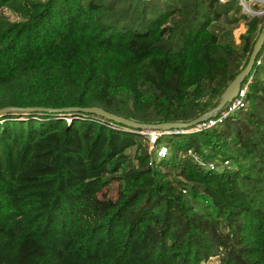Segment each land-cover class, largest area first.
Masks as SVG:
<instances>
[{
	"label": "trees",
	"instance_id": "1",
	"mask_svg": "<svg viewBox=\"0 0 264 264\" xmlns=\"http://www.w3.org/2000/svg\"><path fill=\"white\" fill-rule=\"evenodd\" d=\"M198 6L202 20L172 19L174 8L142 30L108 21L102 0H0V107L198 117L245 67L264 23L249 18L237 45L233 29L211 27L239 0ZM248 103L215 128L166 136L170 154L155 166L140 129L111 128L99 115L0 117V264H264V78H254ZM189 150L230 167L204 168ZM113 180L118 197L85 225L83 196Z\"/></svg>",
	"mask_w": 264,
	"mask_h": 264
},
{
	"label": "rangeland",
	"instance_id": "2",
	"mask_svg": "<svg viewBox=\"0 0 264 264\" xmlns=\"http://www.w3.org/2000/svg\"><path fill=\"white\" fill-rule=\"evenodd\" d=\"M105 8V17L108 21L118 20L117 23L120 27L126 26L133 29L145 30L148 28L151 21L158 19L162 13L174 8H179L180 11L172 16V19H182L187 23L193 18L202 20V7L198 6L200 0H102ZM264 5V4H263ZM256 11L261 10L264 6H254ZM1 13H5L13 20H19L20 16L11 12L7 8H3ZM264 16V15H262ZM252 15L244 11L241 6L240 9L232 10L228 17H224L219 22L212 24L213 30L230 31L234 28L238 29L236 36L234 35L237 45L241 43V35L244 34L247 29V22ZM234 18H239V22L233 23ZM262 26L264 25L261 24ZM246 26V28H245ZM243 27V30L242 28ZM240 28V30H239ZM246 29V30H244ZM237 31V30H236ZM244 31V32H243ZM258 70V71H257ZM256 79L264 78V57L262 65L255 68ZM250 103H248L247 109H249ZM245 111L239 116V120H242L245 116ZM147 130H141V133L145 135ZM165 139V138H164ZM136 152V147L129 150L131 156ZM166 171L165 166L162 167ZM120 180H113L106 188L101 192H89L83 196L79 219L85 225H95L103 218L105 209L118 197L120 190ZM195 208L200 212L203 210L202 204H195ZM226 230V229H225ZM227 231V230H226ZM201 264H221V257H211L209 260L203 261Z\"/></svg>",
	"mask_w": 264,
	"mask_h": 264
},
{
	"label": "water",
	"instance_id": "3",
	"mask_svg": "<svg viewBox=\"0 0 264 264\" xmlns=\"http://www.w3.org/2000/svg\"><path fill=\"white\" fill-rule=\"evenodd\" d=\"M264 46V25L262 26L261 32L257 37V40L254 44L253 50L251 52L249 61L242 68V70L234 77V79L228 84V86L223 91L218 104L199 115L198 117L189 120V121H163V122H143L133 118H128L125 116L118 115L116 113L107 111L100 106H90V107H44V106H4L0 107V117H3L6 114H28L31 112H46V113H89L99 116H103L107 119L113 120L119 124L127 126L129 128L140 129V130H173V129H189L200 122L206 121L207 119L218 115L222 108L231 102L238 94L241 89V86L245 79L252 75L255 72L257 67V58Z\"/></svg>",
	"mask_w": 264,
	"mask_h": 264
},
{
	"label": "built area",
	"instance_id": "4",
	"mask_svg": "<svg viewBox=\"0 0 264 264\" xmlns=\"http://www.w3.org/2000/svg\"><path fill=\"white\" fill-rule=\"evenodd\" d=\"M222 2H227L228 0H220ZM239 4L244 8V11H246L248 14L252 16H262L264 15V7L256 11L254 6H264V0H239ZM251 18V17H250ZM261 58L257 60V65L261 63ZM255 72L252 75H249L245 81L243 82L241 89L239 91V94L228 104H226L222 110L218 113V115L211 117L207 119L206 121L200 122L197 125L189 128V129H173V130H147L145 133L147 143L149 145V153L151 154V157L149 159V165L155 166L158 162H160L162 159L166 158L171 151V148L169 144L164 140V138L168 135L172 134H181V133H195L200 132L208 129L215 128L227 120H234L237 115L247 109L248 107V92L250 89V85L254 81ZM77 118H84L82 116H76ZM68 121L72 119V116L68 115L65 117ZM96 119L103 124L114 128V129H123V130H131L136 131L135 129H131L127 126H124L122 124H119L113 120L107 119L102 116H97ZM141 132V131H140ZM188 154L193 155L195 161L200 163L202 167L204 168H211L216 169L221 166V168L224 167H230L229 161H225L221 164H219V161L212 162V161H203L201 157L194 154L192 150L188 151ZM183 156H186L183 155Z\"/></svg>",
	"mask_w": 264,
	"mask_h": 264
},
{
	"label": "crops",
	"instance_id": "5",
	"mask_svg": "<svg viewBox=\"0 0 264 264\" xmlns=\"http://www.w3.org/2000/svg\"><path fill=\"white\" fill-rule=\"evenodd\" d=\"M237 28V27H236ZM236 28H234V30H233V33H232V36H233V38H234V35L236 36V32H238V29H236ZM242 28V30H243V27H241ZM245 28H246V26H245ZM237 30V31H236ZM239 30H240V28H239ZM244 30H246V29H244ZM244 32V31H243ZM234 40H235V38H234ZM236 42V41H235Z\"/></svg>",
	"mask_w": 264,
	"mask_h": 264
}]
</instances>
